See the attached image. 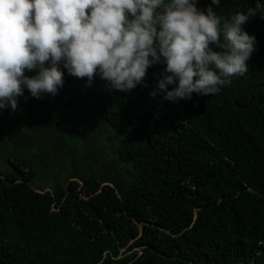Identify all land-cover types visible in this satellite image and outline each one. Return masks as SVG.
Returning a JSON list of instances; mask_svg holds the SVG:
<instances>
[{"label": "trees", "instance_id": "trees-1", "mask_svg": "<svg viewBox=\"0 0 264 264\" xmlns=\"http://www.w3.org/2000/svg\"><path fill=\"white\" fill-rule=\"evenodd\" d=\"M255 3L221 0L213 9L223 21ZM242 27L256 38L248 71L219 93L150 97L159 63L147 69V86L131 91L61 66L55 96L25 88L15 110L0 109V137L17 148L0 153V264H264V18ZM37 120L49 155L70 142L86 158L107 137L128 168L120 176L73 170L41 185L47 159L26 148Z\"/></svg>", "mask_w": 264, "mask_h": 264}, {"label": "clouds", "instance_id": "clouds-1", "mask_svg": "<svg viewBox=\"0 0 264 264\" xmlns=\"http://www.w3.org/2000/svg\"><path fill=\"white\" fill-rule=\"evenodd\" d=\"M220 3L200 9L197 0H0V109L15 110L25 88L37 99L55 96L61 66L86 83L95 75L110 90L131 91L146 87L147 69L159 63L150 97L178 102L219 93L248 71L256 38L242 26L251 16L264 18L256 0L222 21L213 9Z\"/></svg>", "mask_w": 264, "mask_h": 264}, {"label": "rangeland", "instance_id": "rangeland-1", "mask_svg": "<svg viewBox=\"0 0 264 264\" xmlns=\"http://www.w3.org/2000/svg\"><path fill=\"white\" fill-rule=\"evenodd\" d=\"M95 121V119H92ZM36 126L38 131L32 130L27 132L30 134L31 138L36 140V143L31 146H26L30 149L31 153H36L37 157H45L47 159L45 166L40 164V172L36 177V182L41 185L48 186L53 185L57 181L63 182L66 175H68L73 170L78 172L91 171L96 174H107V175H121L125 168H128L124 163L118 162L116 159V154L113 148L118 143L117 140H109L107 137L102 140V145L94 150V153L90 152L86 158H83V152L81 148L75 147L71 148L72 143L67 142L58 145L54 143L57 154L55 157L49 155V151H54L50 147V143L46 140L48 136L47 132L43 130L40 120L36 121ZM87 128L84 131L87 132ZM96 133L94 130L90 131L88 139L92 140ZM102 137V134H100ZM123 137H120L121 140ZM118 140V141H119ZM0 153L8 152L15 149V145L12 140L10 141L8 135L4 133L0 137ZM77 146V144H75ZM78 148V149H77ZM17 150V148L15 149ZM59 153V154H58ZM83 158V159H82ZM76 161L77 166H73V162ZM1 167V166H0Z\"/></svg>", "mask_w": 264, "mask_h": 264}, {"label": "water", "instance_id": "water-1", "mask_svg": "<svg viewBox=\"0 0 264 264\" xmlns=\"http://www.w3.org/2000/svg\"><path fill=\"white\" fill-rule=\"evenodd\" d=\"M244 81H245V77L242 79V81L240 82L239 86L237 87L236 92H235V95H234V99H235V97H236V95H237V93H238L239 89L241 88V86H242V84H243ZM263 85H264V83L258 85V87H261Z\"/></svg>", "mask_w": 264, "mask_h": 264}]
</instances>
